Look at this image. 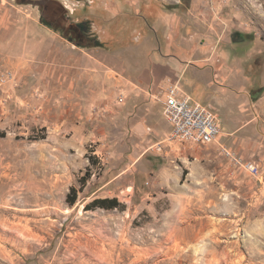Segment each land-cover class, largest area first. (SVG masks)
<instances>
[{"label": "rangeland", "instance_id": "374dc122", "mask_svg": "<svg viewBox=\"0 0 264 264\" xmlns=\"http://www.w3.org/2000/svg\"><path fill=\"white\" fill-rule=\"evenodd\" d=\"M160 64L217 141L171 139ZM0 264H264V0H0Z\"/></svg>", "mask_w": 264, "mask_h": 264}, {"label": "built area", "instance_id": "2783aa9c", "mask_svg": "<svg viewBox=\"0 0 264 264\" xmlns=\"http://www.w3.org/2000/svg\"><path fill=\"white\" fill-rule=\"evenodd\" d=\"M159 100L162 113L171 127V139L201 145L218 140L222 128L217 115L210 108L194 101L177 81L165 88L163 98ZM227 155L233 163L251 175L259 173L256 164L241 161L231 152H227Z\"/></svg>", "mask_w": 264, "mask_h": 264}, {"label": "crops", "instance_id": "0c3cea01", "mask_svg": "<svg viewBox=\"0 0 264 264\" xmlns=\"http://www.w3.org/2000/svg\"><path fill=\"white\" fill-rule=\"evenodd\" d=\"M148 75L150 76V79H151V77H155L156 80L154 82L149 80L147 77ZM143 77L146 78L145 79V81L147 83L146 86H149V87H147V89H149V91H152V89L154 88V84H156L155 85L156 88L157 89H158V87L162 88L163 93H164L165 88H167L171 83L176 82V81H173V78H174L173 75H170L168 73V66L167 65L164 66L161 64L158 67V69H152L150 72L143 74ZM136 85L139 89H141L140 87H142V86H139L138 84H136ZM145 90H146V88L144 89V91ZM136 93H137V91H136ZM135 96H137V95H135ZM136 110H140V108L136 109ZM134 128H137L138 130H140V129L143 130V125L141 124V122H137V124L135 123Z\"/></svg>", "mask_w": 264, "mask_h": 264}, {"label": "flooded vegetation", "instance_id": "af4514ba", "mask_svg": "<svg viewBox=\"0 0 264 264\" xmlns=\"http://www.w3.org/2000/svg\"><path fill=\"white\" fill-rule=\"evenodd\" d=\"M43 18L47 21V23L51 22V20L47 19L45 16ZM80 30L76 29L73 25L69 26L66 30V35L68 40L74 42L78 46L85 45L84 41L88 38L91 39L90 33H88L90 28V22L89 21H82L80 23H77L76 25ZM94 43H97L100 45V42H96L94 40Z\"/></svg>", "mask_w": 264, "mask_h": 264}, {"label": "trees", "instance_id": "16d2710c", "mask_svg": "<svg viewBox=\"0 0 264 264\" xmlns=\"http://www.w3.org/2000/svg\"><path fill=\"white\" fill-rule=\"evenodd\" d=\"M97 205L106 207V208H111L117 206V201L116 199H97L94 201Z\"/></svg>", "mask_w": 264, "mask_h": 264}]
</instances>
